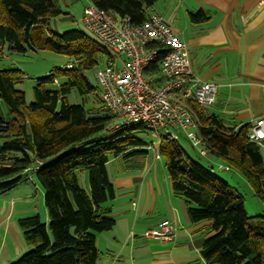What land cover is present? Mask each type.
Segmentation results:
<instances>
[{"label": "trees", "instance_id": "1", "mask_svg": "<svg viewBox=\"0 0 264 264\" xmlns=\"http://www.w3.org/2000/svg\"><path fill=\"white\" fill-rule=\"evenodd\" d=\"M89 1L138 26L159 0ZM62 14L60 0H0V57L6 50L18 56L50 51L68 59L63 67L36 80L35 100L29 105L25 92L18 89L28 78L26 73L15 67L0 69V102L16 115L10 121L0 116V138L5 141L0 147V195L25 182L24 172L32 169L44 190L48 216L19 220L28 250L9 264H98L97 235L116 226L105 208L116 198L107 165L114 158L147 154L138 134L151 130L143 125L103 136L114 118L87 73L96 71L108 53L84 31H52V19ZM190 19L202 23L208 17L199 11ZM151 48L158 49L160 57L146 70L148 77L159 75L160 62L168 53L165 45ZM74 90L84 98L83 104L69 103ZM91 98L101 107L87 108ZM187 103L197 114L208 155L229 161L264 202V159L260 146L250 140L251 124L227 126L208 108L192 100ZM179 142L162 135L159 155L166 159L173 192L186 201L191 222L208 223L210 235L201 248L206 264H264V217L250 216L244 198L214 167L193 159ZM80 171L88 172L89 189L81 186Z\"/></svg>", "mask_w": 264, "mask_h": 264}, {"label": "crops", "instance_id": "2", "mask_svg": "<svg viewBox=\"0 0 264 264\" xmlns=\"http://www.w3.org/2000/svg\"><path fill=\"white\" fill-rule=\"evenodd\" d=\"M153 8L151 12L161 15L188 46L194 75L216 84L218 95L228 91L221 109L214 114L223 118L226 113L244 115L240 124H252L264 116V0H159ZM199 11L208 19L192 22L190 15ZM137 162L141 173L131 172L112 181L116 198L105 208L116 219V226L97 235L98 264H206L201 248L210 235L208 223L191 222L187 203L173 192L169 176V182H162L156 172L152 175L155 164L148 163L149 156ZM30 182L36 189L35 176ZM22 204L27 205L21 194L9 198L0 195V229L4 228L0 231V264H9L28 250L21 229L13 225L14 206ZM162 221L177 226L173 241L143 236Z\"/></svg>", "mask_w": 264, "mask_h": 264}, {"label": "built area", "instance_id": "3", "mask_svg": "<svg viewBox=\"0 0 264 264\" xmlns=\"http://www.w3.org/2000/svg\"><path fill=\"white\" fill-rule=\"evenodd\" d=\"M83 25L108 53L105 66L99 65L96 73L101 101L116 121L111 130L143 125L173 140H179L184 133L201 156H208L199 135L197 114L187 100L201 107H212L217 101L218 86L194 75L188 46L164 18L151 13L144 24L136 26L129 18L101 10L90 2L84 9ZM152 44L165 45L168 53L160 62L159 75L148 77L146 70L160 57ZM249 137L264 148V116L251 124ZM156 157L160 155L156 153ZM177 233L173 222L162 221L147 229L143 236L171 242Z\"/></svg>", "mask_w": 264, "mask_h": 264}, {"label": "rangeland", "instance_id": "4", "mask_svg": "<svg viewBox=\"0 0 264 264\" xmlns=\"http://www.w3.org/2000/svg\"><path fill=\"white\" fill-rule=\"evenodd\" d=\"M89 5L90 2H88V0H60V7L62 8L63 14L57 18L52 19L51 21L52 31L59 34H62L70 30L84 31L87 35L90 36L91 39L98 42V40L92 34L87 32V30L83 25L84 9ZM67 60L68 59L65 56L50 51L29 52L26 56H18V55H11L6 50L4 52V55L0 57V67L9 66L11 64L17 67L18 66L24 67L22 70L25 71L28 78L18 86V89L25 92L26 102L29 105L35 100L34 87L36 85V80L48 75L55 68L63 67L66 64ZM105 64H106V60L101 62L100 66L103 68ZM87 78L90 84L94 86L97 90L101 89L97 79L96 71L88 72ZM48 88L53 89L54 86L50 85L48 86ZM227 96H228V91L220 92L219 95L217 96L218 104L217 105L215 104L212 107H208V110L212 113L218 112V110L221 109L222 103L226 100ZM235 96L236 95L234 94V97ZM68 100L69 103L72 105H79V104L81 105L84 103V98L81 97L76 90L72 92V94L68 97ZM234 101L237 102L236 98H234ZM261 104H262V108H264V100L262 101ZM101 105L102 104L99 101H97V99L96 101H94L93 98H91L89 103L87 104V108L89 109H93V107L100 108ZM90 111H92V114L95 112L93 110ZM0 116H2L7 121H10L16 117V115L10 111V109L4 103V101L0 102ZM227 119H230L232 122L226 121V125L231 126L234 123L238 124L240 120H243L244 115L241 118V117H237L236 115L232 116L226 113V115L224 116V120ZM114 122L116 121L114 120ZM112 131L113 130H111V126H110L103 136L111 134ZM162 135H163L162 132L146 131L145 133H139L138 138H140L145 143V146L142 150L147 152V154H145L146 157L149 156L148 163L155 164L154 170H152L153 171L152 175H154V172H156L158 174V179H160L162 182H169L168 172L166 169V159L161 155L159 158H155L156 153L159 154V147H160ZM179 141H180L179 143L182 145L184 150L193 159L199 161L205 166L214 167L218 176H220L222 179L227 181L230 184V186L244 198L246 210L250 216L264 217V202L256 196L252 186L249 184L247 179L241 174L239 170H237L234 166H232V164L229 161H227L224 158L215 157L213 155H208L207 157H201L199 151L191 145V143L186 139L184 133H181ZM4 142H5L4 139L0 138V147L3 145ZM260 148L264 159V148L263 147ZM141 157H135L130 159H124L121 157V158H114L112 161H110L107 165V168H108L109 176L111 177L110 178L111 181H114L116 180V178L122 177L125 174L127 176L128 173L131 172L133 174L141 173L143 169L138 167L139 163L137 162L138 159H141ZM127 160H129L130 162H128ZM227 166L230 167L229 170H225ZM32 172H33L32 169H30V171L24 172L23 174L24 179L27 178V180L25 179L23 181H27L26 183L19 184L12 190L3 194L6 195L7 198H9L11 195H17V194H21L26 198L27 205L22 204V205L14 206L13 221L15 222L13 223V225L16 228L19 227V220L30 216L40 215L43 220H46L44 190L42 186H40L39 184L36 186L37 187L36 189H38L36 190L33 182L28 181L31 180V177H33L31 175ZM28 176H30V179H28ZM79 182L82 187H84L85 189H89L90 183H89V174L87 171L79 172ZM20 208H23V210L19 211ZM3 229L4 228L2 227L0 231L3 232Z\"/></svg>", "mask_w": 264, "mask_h": 264}]
</instances>
